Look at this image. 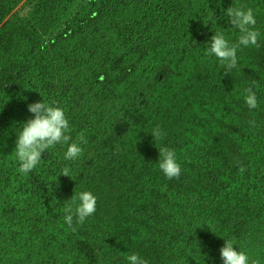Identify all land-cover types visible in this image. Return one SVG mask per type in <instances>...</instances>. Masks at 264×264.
Here are the masks:
<instances>
[{
    "label": "trees",
    "instance_id": "16d2710c",
    "mask_svg": "<svg viewBox=\"0 0 264 264\" xmlns=\"http://www.w3.org/2000/svg\"><path fill=\"white\" fill-rule=\"evenodd\" d=\"M17 1L0 0V264H222L224 239L264 264V0H33L6 18ZM229 7L253 9L262 46L225 74L206 52L218 32L238 39ZM41 100L87 143L25 176L16 135ZM162 146L177 179L158 169ZM80 191L96 211L72 232L63 209Z\"/></svg>",
    "mask_w": 264,
    "mask_h": 264
},
{
    "label": "clouds",
    "instance_id": "9594fccd",
    "mask_svg": "<svg viewBox=\"0 0 264 264\" xmlns=\"http://www.w3.org/2000/svg\"><path fill=\"white\" fill-rule=\"evenodd\" d=\"M230 25L240 33L235 42L230 43L222 32L211 36L210 46L206 55L214 56L224 69L225 74H229L238 65V49L255 47L261 48L259 42L260 32L256 30V19L253 9L248 7H229L226 9ZM244 102L251 109L258 107L257 96L252 87L244 89ZM27 110L33 114L31 119L22 123L17 139L15 141V159L18 163V172L27 175L34 170L41 162L42 154L57 145L66 146L63 156L67 161H74L82 155L81 144H86L87 139L81 133L77 140H72L69 121L64 110L56 105L43 100L27 105ZM250 126L255 127V121H249ZM151 135L153 140H162L165 133L160 126H156ZM158 169L163 175L171 180L179 178L181 165L178 163L175 150L162 146L159 148ZM238 169L243 173L246 169L238 162ZM62 176L70 178V169L65 167L61 172ZM60 175V176H61ZM97 198L90 191H80L70 198L64 211V224L72 232L77 230L75 225H83L86 219L96 211ZM233 239H224L223 246L219 249L222 264H260L259 260L251 259L247 252L234 247ZM236 246V245H235ZM127 264H148L146 259L138 254L132 253L126 257Z\"/></svg>",
    "mask_w": 264,
    "mask_h": 264
},
{
    "label": "rangeland",
    "instance_id": "374dc122",
    "mask_svg": "<svg viewBox=\"0 0 264 264\" xmlns=\"http://www.w3.org/2000/svg\"><path fill=\"white\" fill-rule=\"evenodd\" d=\"M87 0H77L76 4L74 5V8L78 7L80 4L86 2ZM33 0H18L17 3L13 6V9L11 10V13L6 17L13 14H19V15H26L28 12ZM103 252H101L102 255Z\"/></svg>",
    "mask_w": 264,
    "mask_h": 264
}]
</instances>
